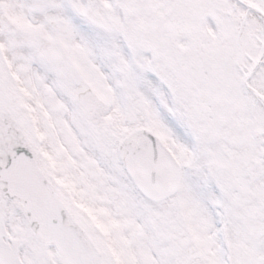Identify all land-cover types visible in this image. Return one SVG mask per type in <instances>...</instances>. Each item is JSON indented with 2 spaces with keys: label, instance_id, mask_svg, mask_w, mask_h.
I'll return each mask as SVG.
<instances>
[{
  "label": "snow or ice",
  "instance_id": "6c2138e0",
  "mask_svg": "<svg viewBox=\"0 0 264 264\" xmlns=\"http://www.w3.org/2000/svg\"><path fill=\"white\" fill-rule=\"evenodd\" d=\"M0 264H264V0H0Z\"/></svg>",
  "mask_w": 264,
  "mask_h": 264
}]
</instances>
